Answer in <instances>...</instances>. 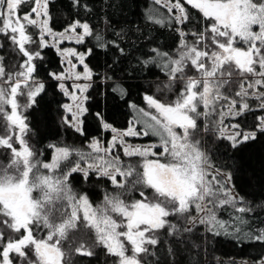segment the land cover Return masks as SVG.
Instances as JSON below:
<instances>
[{
  "label": "snow or ice",
  "instance_id": "1",
  "mask_svg": "<svg viewBox=\"0 0 264 264\" xmlns=\"http://www.w3.org/2000/svg\"><path fill=\"white\" fill-rule=\"evenodd\" d=\"M123 7L0 0V264H223L207 259L216 238L264 264V186L236 183L264 146V0H151L139 23L109 11ZM103 84L126 128L93 95ZM50 92L81 145L58 131L37 147Z\"/></svg>",
  "mask_w": 264,
  "mask_h": 264
},
{
  "label": "trees",
  "instance_id": "2",
  "mask_svg": "<svg viewBox=\"0 0 264 264\" xmlns=\"http://www.w3.org/2000/svg\"><path fill=\"white\" fill-rule=\"evenodd\" d=\"M121 0H115V3L119 4ZM58 7L64 8L66 0H57ZM151 5V0H124L123 9L113 8L110 12H115L116 17L120 18L121 15L126 16L129 20H134L137 23L141 21V13L146 11L147 7ZM194 11V10H193ZM59 29V23L57 24ZM161 36L165 40H169L167 33H161ZM170 42V41H169ZM48 51V62L43 66L44 69L56 70L59 67V58L55 55L54 51ZM92 65H103L106 57L103 53L100 55L89 58ZM101 71L104 69L101 68ZM43 71V70H42ZM117 76H123L122 73H117ZM111 83V82H109ZM129 83H137V81H129ZM143 84V81H139ZM135 91V90H133ZM99 95L96 92L93 95L96 99L100 100L101 108L105 111V114L110 118V121L114 123L117 128H126L128 121L131 119V113L129 108L124 102L118 98H114L115 94L111 92L109 84H103L98 89ZM60 96L53 98L51 92L45 100V114L39 126L40 135L36 138V141H42L37 143V147H43L44 144L51 142L56 137L58 131L68 144L81 145L82 138L73 135L68 132L66 135L63 134L62 130L58 128L59 114L57 111V101L61 100ZM133 100L139 102V97L133 95ZM89 131L96 135L98 129L95 124H91ZM105 140L109 139L110 136L107 133L103 134ZM155 139V138H153ZM140 143H148V138L138 140ZM209 149L212 150L213 146L210 144ZM223 152V150H221ZM50 154H46L44 159H49ZM5 158L0 155V160ZM127 159V158H124ZM138 159V158H134ZM243 167V173L236 181L238 187L245 192H253L259 190L264 186V146L261 144L254 145L251 149L245 152L240 161ZM79 187V185H77ZM102 198V194L99 190L94 192V199L98 202ZM211 255L207 258L211 260L213 257L218 258L223 264H231V261L235 260L237 264L240 261L248 259L250 256L256 255L257 249L255 247L248 246L247 244H238L235 241L227 238H216V242L212 244L210 249Z\"/></svg>",
  "mask_w": 264,
  "mask_h": 264
},
{
  "label": "rangeland",
  "instance_id": "3",
  "mask_svg": "<svg viewBox=\"0 0 264 264\" xmlns=\"http://www.w3.org/2000/svg\"><path fill=\"white\" fill-rule=\"evenodd\" d=\"M66 46H73V45H71V44H66ZM110 139V138H109ZM129 139V141L130 142H132V143H135V144H147V143H140V142H138V140H141V139H143V138H128ZM241 262V261H240Z\"/></svg>",
  "mask_w": 264,
  "mask_h": 264
}]
</instances>
